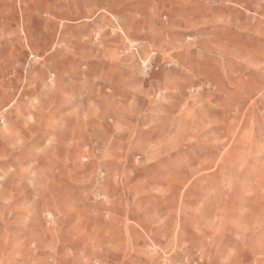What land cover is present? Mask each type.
I'll use <instances>...</instances> for the list:
<instances>
[{
    "label": "rangeland",
    "instance_id": "obj_1",
    "mask_svg": "<svg viewBox=\"0 0 264 264\" xmlns=\"http://www.w3.org/2000/svg\"><path fill=\"white\" fill-rule=\"evenodd\" d=\"M190 1L0 0V264H264V0Z\"/></svg>",
    "mask_w": 264,
    "mask_h": 264
},
{
    "label": "crops",
    "instance_id": "obj_2",
    "mask_svg": "<svg viewBox=\"0 0 264 264\" xmlns=\"http://www.w3.org/2000/svg\"><path fill=\"white\" fill-rule=\"evenodd\" d=\"M206 1L207 0H191L190 1V3H189V9H190L189 12H190V19L191 20H196V19H199V18L200 19L201 18H205L206 19L205 22L211 20V17H212L211 13H212V11L210 12V11H206L205 10V6L207 5L206 4ZM239 1L240 0H221L220 4L226 5L225 6L226 14H229V12H232V13L235 14V10H236L235 6H231L228 3H226V2H230V3L236 4ZM198 7H199L200 10H198ZM237 12H238V15H240L239 9H237ZM119 110L121 111V109H119Z\"/></svg>",
    "mask_w": 264,
    "mask_h": 264
},
{
    "label": "built area",
    "instance_id": "obj_3",
    "mask_svg": "<svg viewBox=\"0 0 264 264\" xmlns=\"http://www.w3.org/2000/svg\"><path fill=\"white\" fill-rule=\"evenodd\" d=\"M154 68H157V66H153ZM152 68V65H149L148 66V69H151Z\"/></svg>",
    "mask_w": 264,
    "mask_h": 264
}]
</instances>
